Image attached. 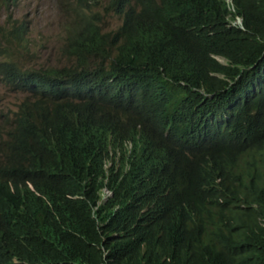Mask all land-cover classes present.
I'll return each instance as SVG.
<instances>
[{
    "label": "trees",
    "instance_id": "obj_1",
    "mask_svg": "<svg viewBox=\"0 0 264 264\" xmlns=\"http://www.w3.org/2000/svg\"><path fill=\"white\" fill-rule=\"evenodd\" d=\"M70 13L60 68L0 28V264H264V0Z\"/></svg>",
    "mask_w": 264,
    "mask_h": 264
},
{
    "label": "rangeland",
    "instance_id": "obj_2",
    "mask_svg": "<svg viewBox=\"0 0 264 264\" xmlns=\"http://www.w3.org/2000/svg\"><path fill=\"white\" fill-rule=\"evenodd\" d=\"M70 7L71 0H16L8 10L6 0L4 3L0 0V28H4L3 33L12 24L24 22L28 26L26 47L23 48V43L14 45L15 53L10 58L24 68L48 69L68 65L69 62L61 54V50L66 37V26L71 20ZM119 24L116 16L105 14V31L114 30ZM0 58L6 59L1 50ZM22 99L21 94L5 88L0 79V128L8 127L5 125L18 110Z\"/></svg>",
    "mask_w": 264,
    "mask_h": 264
},
{
    "label": "clouds",
    "instance_id": "obj_3",
    "mask_svg": "<svg viewBox=\"0 0 264 264\" xmlns=\"http://www.w3.org/2000/svg\"><path fill=\"white\" fill-rule=\"evenodd\" d=\"M241 19L237 20V24L241 25ZM104 193L106 194V196H111V192L108 191L107 189L104 190Z\"/></svg>",
    "mask_w": 264,
    "mask_h": 264
}]
</instances>
